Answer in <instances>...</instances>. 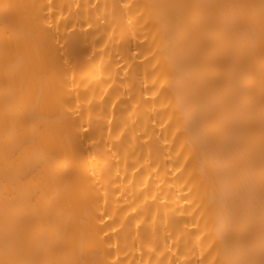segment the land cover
<instances>
[{
	"label": "bare ground",
	"instance_id": "obj_1",
	"mask_svg": "<svg viewBox=\"0 0 264 264\" xmlns=\"http://www.w3.org/2000/svg\"><path fill=\"white\" fill-rule=\"evenodd\" d=\"M249 260L262 0H0V264Z\"/></svg>",
	"mask_w": 264,
	"mask_h": 264
},
{
	"label": "snow or ice",
	"instance_id": "obj_2",
	"mask_svg": "<svg viewBox=\"0 0 264 264\" xmlns=\"http://www.w3.org/2000/svg\"><path fill=\"white\" fill-rule=\"evenodd\" d=\"M10 7H12V6L8 5V4L3 5V8L5 10L9 9ZM262 8H264V0H262ZM224 264H256V261H254V260H249V261H244V262L225 261ZM260 264H264V260H261Z\"/></svg>",
	"mask_w": 264,
	"mask_h": 264
}]
</instances>
